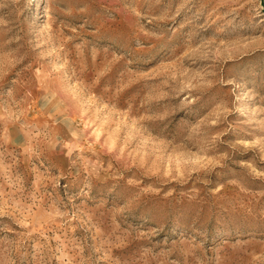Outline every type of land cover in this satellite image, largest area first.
<instances>
[{
    "label": "rangeland",
    "instance_id": "374dc122",
    "mask_svg": "<svg viewBox=\"0 0 264 264\" xmlns=\"http://www.w3.org/2000/svg\"><path fill=\"white\" fill-rule=\"evenodd\" d=\"M0 264H264V0H0Z\"/></svg>",
    "mask_w": 264,
    "mask_h": 264
}]
</instances>
